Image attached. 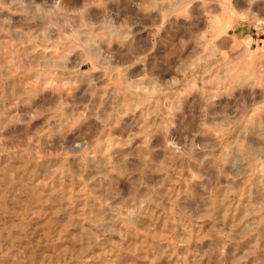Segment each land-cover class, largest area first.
Here are the masks:
<instances>
[{"label": "rangeland", "instance_id": "1", "mask_svg": "<svg viewBox=\"0 0 264 264\" xmlns=\"http://www.w3.org/2000/svg\"><path fill=\"white\" fill-rule=\"evenodd\" d=\"M0 264H264V0H0Z\"/></svg>", "mask_w": 264, "mask_h": 264}, {"label": "bare ground", "instance_id": "2", "mask_svg": "<svg viewBox=\"0 0 264 264\" xmlns=\"http://www.w3.org/2000/svg\"><path fill=\"white\" fill-rule=\"evenodd\" d=\"M253 1H256V2H257V1H259V0H253Z\"/></svg>", "mask_w": 264, "mask_h": 264}]
</instances>
